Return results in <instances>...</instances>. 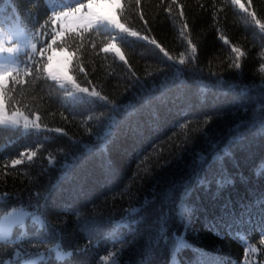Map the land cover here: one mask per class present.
Instances as JSON below:
<instances>
[{"label":"trees","instance_id":"1","mask_svg":"<svg viewBox=\"0 0 264 264\" xmlns=\"http://www.w3.org/2000/svg\"><path fill=\"white\" fill-rule=\"evenodd\" d=\"M120 1L140 35L117 38L122 60L100 27L56 42L98 96L70 100L43 56L22 55L3 85L6 109L44 127L0 126V213L41 218L0 241V264H264V0ZM0 14L43 31L54 10L0 0Z\"/></svg>","mask_w":264,"mask_h":264},{"label":"rangeland","instance_id":"2","mask_svg":"<svg viewBox=\"0 0 264 264\" xmlns=\"http://www.w3.org/2000/svg\"><path fill=\"white\" fill-rule=\"evenodd\" d=\"M48 3L53 0H46ZM232 4L241 11H247L248 6L246 0H230ZM90 3L93 5L92 11L96 12L97 16L103 20V22L97 25L95 22L88 26L83 19H80V13L75 16L71 14V11L67 8H57L54 13V18L50 31H33L31 29L25 28L17 19L12 18L10 21L5 20V17H0L2 23H0V46L5 50L8 48L13 49L12 52H0V75L4 76L3 85L8 79L7 73H10L17 65V57L25 52L37 53L44 52L47 56V62L49 63L48 57L52 56L51 67L49 71L54 74V76L63 77L66 73L64 68L67 67L69 71V63L71 55L65 48H57L54 46V41L59 40L64 36L67 31H75L82 28L89 27H100L102 29H107L112 33L111 41L104 46L112 51L118 59H123V53L117 38H133L140 36L139 33L131 28H129L119 17L118 10L120 7V0H88L85 3ZM61 12H69L67 17L61 16L57 19V15ZM81 12H87V8H83ZM48 38V42H47ZM63 49L64 51H61ZM70 74V72H69ZM46 75L55 80L60 86L66 89L67 97L72 101H78L81 96L91 97V93L95 92L94 89L88 86H80L73 79L71 82L65 81L63 78L54 79L51 78L48 73ZM71 75V74H70ZM18 115H15L17 114ZM25 118L30 123L26 124ZM38 125V127L33 126ZM0 126H6L10 128H15L25 133L31 129H42L44 126L38 121L36 114L30 115L19 109L7 110L1 96L0 90ZM57 130V129H56ZM13 214L22 217L20 223L13 222ZM35 221L38 225L41 224V218L35 209L29 208L23 205H16L8 208L0 213V227L4 229L5 238L12 235L14 227L19 226L20 230L25 229L27 220ZM253 247H250L252 250ZM68 250H63L61 248H54L55 257L62 258L68 254ZM247 254V252H246ZM43 257L42 253L31 255L28 257H22L20 264H33L36 263L40 258ZM254 257L247 254V259L244 262H251ZM102 264H121L119 260L110 253L102 257Z\"/></svg>","mask_w":264,"mask_h":264},{"label":"snow or ice","instance_id":"3","mask_svg":"<svg viewBox=\"0 0 264 264\" xmlns=\"http://www.w3.org/2000/svg\"><path fill=\"white\" fill-rule=\"evenodd\" d=\"M85 7L87 8V12H81V10H82L83 8H85ZM93 7H94V6L91 5L90 3H87L86 5H85V4H82V3H77V6L74 7V8H71L70 11H71V14H72L73 16H75L77 13H80V17H78V18L83 19L84 22H85L88 26H91L94 22H95L97 25H99V24H101V23L103 22V20L100 19V18L97 16L96 12H94V11L91 10V9H93ZM68 15H69V12H61V13H59V14L57 15V19H59L61 16H63V17H67ZM107 47H108V46H106L105 49H107ZM4 51L12 52L13 49L8 48V49L5 50L2 46H0V52H4ZM61 51H64V50L61 49ZM236 52H239V49H236ZM240 55L242 56L243 53H240ZM52 59H53L52 56H49V57H48V61H49V63H48L47 65H45V67H44L45 72H47L48 75H49L51 78H54V79H61V78H63L65 81L71 82L74 78H73L72 75L69 74V71H68L67 67L64 68V71H65L66 74H65L63 77L54 76V74L51 73V72L49 71V69H50V67H51V61H52ZM6 75L11 76V73H7ZM3 79H4V76H3V75H0V90L3 89ZM91 95H92V96H98L99 93H97V92H92ZM15 115H18V113L15 114ZM25 121H26V124H27V123H30L29 121H27V118H25ZM33 126L38 127V125H33ZM27 155L29 156V159H31L32 156L35 155V153H27ZM21 163H22V161H21L20 159H13V160L11 161V164H12L13 167L16 166V165H19V164H21ZM21 221H22V217H21V216H18V215H16V214H13V222H14V223H20ZM3 240H5L4 229H3L2 227H0V241H3ZM261 243H264V240H262ZM252 250L255 251L254 248H253Z\"/></svg>","mask_w":264,"mask_h":264},{"label":"clouds","instance_id":"4","mask_svg":"<svg viewBox=\"0 0 264 264\" xmlns=\"http://www.w3.org/2000/svg\"><path fill=\"white\" fill-rule=\"evenodd\" d=\"M260 70H261V71H264V65L261 66V69H260Z\"/></svg>","mask_w":264,"mask_h":264}]
</instances>
